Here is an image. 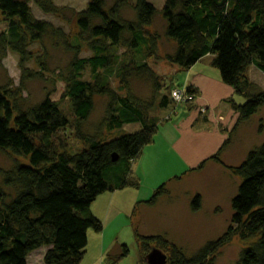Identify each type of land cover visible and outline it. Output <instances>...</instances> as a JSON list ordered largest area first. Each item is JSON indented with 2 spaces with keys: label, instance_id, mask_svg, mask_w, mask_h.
Listing matches in <instances>:
<instances>
[{
  "label": "trees",
  "instance_id": "trees-1",
  "mask_svg": "<svg viewBox=\"0 0 264 264\" xmlns=\"http://www.w3.org/2000/svg\"><path fill=\"white\" fill-rule=\"evenodd\" d=\"M55 1L35 0V4L41 11L55 15L59 12L53 5ZM125 4V0H116L107 9L106 0H90L78 13V37L93 53L81 58L80 48L68 43L62 29L34 17L27 0H0V14L7 26L0 33V63L11 50L20 56V67L26 70L25 63L31 57L29 47L41 44L48 35L62 40L66 50L73 51L66 73L60 77L66 85L64 97L70 101L78 124L77 138L86 146L74 155L56 154L54 136L72 126L59 104L47 95L23 109L12 91L0 86V151L29 159V164H16L11 171L0 168V264H28L29 256L42 248H48L44 264H81L89 231L104 232L103 222L91 213L94 202L104 193L128 186L139 188L131 180L132 164L159 133L161 120L153 114L154 110L171 109L165 119L171 121L179 109H191L199 98L192 87L183 89L172 83L159 102L131 92L129 83L135 75L152 82L157 95L163 93L158 78L146 63L148 59H157L160 36L151 31L157 14L152 3L136 0L132 5L135 19L131 21L121 15ZM162 14L165 37L175 46L165 60L179 69L190 70L212 56V66L220 71L222 82L232 91L234 98L229 103L238 115L236 127L264 108V89L248 76L252 67L264 73V0H166ZM120 47L127 50L129 63L114 53ZM39 64L43 72H50L40 59ZM86 72L91 74V80L84 77ZM112 78L120 81L121 91L126 94L110 86ZM176 90L185 91L195 100L177 103L173 98ZM96 96L107 101L99 125L101 131H123L130 125H140V129L109 140L84 133L83 125L94 111ZM235 97L244 102L238 104ZM206 113L201 112V116ZM259 132H264V118ZM230 143L231 136L199 169L209 160L223 164L221 155ZM226 167L240 179L231 201L233 214L227 231L193 256L163 236L137 235L140 253L146 257L142 260H147L153 251L151 246L157 244L169 249V264H215L219 251L239 236L258 240L242 251L238 264H264V143L251 150L240 165ZM165 195L167 189L163 185L145 203L154 206ZM191 207L194 212L201 210L200 195H196ZM127 254L125 247L124 256Z\"/></svg>",
  "mask_w": 264,
  "mask_h": 264
},
{
  "label": "rangeland",
  "instance_id": "rangeland-1",
  "mask_svg": "<svg viewBox=\"0 0 264 264\" xmlns=\"http://www.w3.org/2000/svg\"><path fill=\"white\" fill-rule=\"evenodd\" d=\"M27 1L31 6L35 18L49 22L55 28L64 31L68 43L80 48L81 58L92 56L93 53L89 50L87 43L81 41L78 37L79 28L77 25L78 13L87 7L90 0H56L53 2V5L56 6L59 12L55 15L47 14L43 10L41 11L35 4V0ZM135 1L125 0L126 4L122 8L121 13L124 20L131 21L135 19V12L132 8ZM148 1L157 10L151 31L160 36V43L157 59H148L146 63L158 78V82L163 87V93L157 95L152 82L144 77L135 75L132 76L129 83L131 92L140 98L146 100L156 99L158 101L161 96L167 93L166 87L171 83L175 87L186 89L195 83L202 85L204 78L207 76L214 81H216V77L219 80L220 71L209 64L211 61L208 58H204L199 64L197 63L192 67L191 70H182L177 67L176 70H173L174 66L165 60V56L172 53L175 49V46L164 34L165 20L162 12L166 0ZM115 2L116 0H106V8L110 9ZM6 28L7 26L2 21L0 14V33L5 31ZM29 51L31 52V57L25 63L26 70L20 67V56L11 50L8 51L0 63V86L9 88L12 91V95L18 98L17 103L23 109L30 108L41 102L47 95L52 101L59 104L63 113L71 120L72 126L59 131L54 136L53 149L56 154L74 155L86 149L85 144L77 138L76 125L78 124L73 117L70 101L64 97L66 85L61 81L60 77L63 72L66 73V68L72 60L73 51L66 50L65 43L52 35L45 36L41 44H31ZM114 53L125 59V63H129L130 57L125 48L120 47ZM39 59L50 69V72H43L39 64ZM117 69L118 65L115 67L114 72ZM253 75L254 79L258 82L256 83L257 86L264 88V79L258 77L257 74ZM261 75L264 76V73ZM84 77L86 80H91V74L89 72H86ZM221 83L222 86L218 85L219 88L224 87L223 89L227 90L223 82ZM110 86L120 94H126L125 91H121L122 84L118 79L112 78L110 80ZM215 94L216 96L221 94L225 96L226 93L225 90H212L211 94L207 97V102L204 103V106L213 105L210 106V118L216 114H225L227 108L224 105H220L222 108L217 113L216 109L218 107L214 105L217 103V99L213 97ZM202 96L205 97V94ZM235 99L238 104H241L243 98ZM201 100L200 97L196 99L195 103L198 102L199 104L197 108L192 109V113L187 108H181L178 110L177 115L172 117L171 121L165 120L170 115L171 109L163 112L159 109L154 110L153 114L158 116L157 119L161 120L160 130L155 139V143L159 145L165 140L166 147L172 150H169V156L164 159L165 163L159 160L154 161V167L150 170L142 171L141 169L138 172L135 166L132 167L133 173L131 180L136 181L139 184V188L128 186L123 190L116 191V199H111V193H105V198L112 200L114 205L118 202V205H122V210L128 209V216L124 213H116L113 210V219L107 226L103 222V233L98 234L93 230L89 231L88 247L81 264H148L146 259V261L142 260L146 257L140 253L137 235L140 236V234L144 235L147 233L155 234L154 232H159V229L167 230V225L162 220L157 224L139 225L136 218L140 205L138 203L149 200L155 191L163 185L166 186L167 195L171 193L174 196L176 193L175 195H177L180 205L183 207L189 198H191L192 206V201L196 197L197 192L203 194L201 192L205 191L210 197L205 201L206 210L202 213L196 215L188 213L187 210L178 213L180 217L175 221L174 227L183 233L179 237L180 242H172L168 239L172 244L182 248L188 256L195 255L207 243L217 240L227 231L231 225L233 211L229 203L230 201L226 200L225 195L228 190L232 189L233 191L235 187H238L240 180L237 181L233 176L225 177L223 175L220 181H216L214 175L220 172L216 166H209L203 171V168L199 169L202 162L208 159L209 156L212 157L217 154L216 152L221 147L216 146L218 139L214 135L215 125L207 126L206 123L208 122L202 120L203 117L200 114L201 112L206 113V110L201 109V106H203ZM209 102L210 104H208ZM94 103V111L89 121L83 125L84 133L92 136L98 134L100 139L109 140L120 134L123 135L124 133L135 132L140 129V125H130L124 127L123 131H101L99 125L105 116L107 101L104 97L96 96ZM182 111H186V115H181ZM143 153L145 154L141 158V162L147 159L146 155L149 151H143ZM161 153L162 155H166L167 152L161 151ZM136 161L137 159L132 165ZM16 164L27 165L29 164V159L17 157L9 152L0 151V168L2 171H11ZM188 171L190 174L183 181H180V178L185 176ZM2 183L3 176L0 175V186ZM207 187L209 188L208 191ZM7 191L10 194L13 193L11 189ZM216 197L217 200H212ZM166 201H168L167 198ZM215 201L219 203L220 207L217 214L212 211V204ZM147 236L155 235L147 234ZM257 240L258 238L244 240L239 236L234 237L232 242L216 255L215 264H238L242 251L253 245ZM125 247L128 250L127 256H124ZM151 248L162 251L168 257L169 249L164 250L157 244H153ZM46 249L43 248L33 252L28 258V263L44 264L43 252Z\"/></svg>",
  "mask_w": 264,
  "mask_h": 264
},
{
  "label": "crops",
  "instance_id": "crops-1",
  "mask_svg": "<svg viewBox=\"0 0 264 264\" xmlns=\"http://www.w3.org/2000/svg\"><path fill=\"white\" fill-rule=\"evenodd\" d=\"M205 58H208L211 61V63H209V64H211V66H212V60H213L212 56H207ZM173 70H176V66H174ZM253 74H257L258 77H260L261 79H264V76L261 75L262 73L252 67L249 70L248 76H249V79L254 83H258V82L254 79ZM215 80L216 81L212 80L210 77L207 76L204 78V82L202 83V85L199 83H195L192 86L191 85L189 86V87H192L194 90L198 91L199 97H200V99H202L201 103L203 104V106H201V109H204L207 112L205 117L202 116L203 117L202 120L205 122H208V123H206L207 126L215 125L214 126V135L218 139L216 141V146L222 147L224 142L226 140H228L231 136V143L225 148V150L222 152V155H221V159H222L223 164L209 160L205 164L202 171L205 170L209 166H216L218 168V170H220L219 173H221V174L218 173V174L214 175V179H216V181H220L221 177H223V175L225 177L233 176L238 181L240 179L236 175H233V173L226 166L236 167V166L240 165L247 158V155L249 154V152L251 150L255 149L256 147H258L262 143H264V136H263L264 132L263 133L259 132L260 121L264 118V108L261 109L249 121H247V122L236 127L238 115L236 114V112L233 111V109L231 108L230 103H229V101L232 98H234L232 96V91L227 86H226L227 90L223 89L224 87L219 88L218 85L222 86L221 76L219 77V80H221V81H219L217 77ZM262 89H264V88H262ZM212 90H214V91L215 90H225V93H226L225 96H223L222 94L218 95V96H216V94H215L213 96V97H215V99H217V103L214 104L215 106L218 107V109H216L217 113H219L218 110L220 108H222V107H220V105H224L227 108H226L225 114H222V115L216 114L210 118L209 117L210 108H211L210 106H213V105H211L209 102L208 104H210V106H207V105L204 106V103L207 102V97L211 94ZM204 94H205V97L202 96ZM235 98H241V97H235ZM243 102H244V99H242L241 104ZM198 104H199L198 102L194 103L190 107L191 109H188L187 107H185V108H187L188 110H191V113H192L193 112L192 109L197 108ZM183 110H186V109H183ZM189 113H190V111H189ZM181 115H186V111H182ZM219 117H222L224 120L222 123L218 124V118ZM165 144L166 143L164 140L159 145H156L155 140H154V143H152L150 146H148L144 149L145 152L147 150L149 151V153H147V155H146L147 159L145 161L141 162V158L145 154V153H143L142 155H140L137 158V161L134 163V165H132V167L135 166L139 172V170H141V169H142V171H147V170H150L151 168H153L154 167L153 165L155 163L154 161L159 160L162 163H165L164 159H166L169 156V150H172L169 147H166ZM161 151H166L167 152L166 155H162ZM209 157H211V156H209ZM191 169H193V168H191ZM188 174H190L189 171L187 172V174H185V176L180 178V181H183L187 177ZM238 185H239V182H238ZM208 190H209V188L207 187V191ZM235 190H236V192H235ZM237 190H238V187H235L233 191H232V189H230L228 191L225 190V191H227L225 197H226V200L230 201L229 202L230 205H231V201H232L233 197L237 193ZM201 193H203V194H200V192H197V195H200L201 199H202V207H201V210L199 212H194L192 210L191 198L187 199L184 207L181 206L177 195H175L176 193L174 194V196L171 193H168V195L161 197L154 206H150V205L146 204L145 202L148 200L141 201V202H139L141 204L138 207V214L136 215L138 224L142 225V226L150 224V223L157 224L160 222V220H162L163 222H165V225H167V230L159 229V232H154L155 234H149V233H147V234L148 235H155V236L160 235V236L165 237L167 240L169 239L172 242H176V241L180 242L179 237L183 233L179 232V230L175 229V227H174L175 221L180 217L178 215V213H181V212H184L185 210H187L188 213H191V214L193 213V214L198 215V214L202 213L203 211H205L206 210L205 201L207 199H209L210 197L208 196L207 192H205V191H203ZM111 194H112V195H110L111 199L112 198L116 199L115 196L117 195V193L113 192ZM105 196L106 195L104 193L103 195L98 197V199L91 206V213L94 216H96L97 218H99L102 222H104L105 226H107L108 223L113 219V217H112V215H113L112 211L113 210H115L116 213H120V214L124 213L128 216V209L122 210V208H123L122 205H118V202L116 205H114L112 200H110L109 198L106 199ZM216 196H217V194H216ZM166 198L168 199V201H166ZM214 199L217 200V197L213 198L212 200H214ZM175 202H177V203H175ZM98 203H99V207H98ZM212 208H213L212 211H214V213L217 214L218 211L220 210L219 203L217 201H215L212 204ZM179 233H181V234L179 235ZM147 234H144V235L147 236ZM89 235H90V233H88V238H89ZM140 235L144 236L143 234H140ZM47 250H48V248L43 252V257L45 255V253L47 252Z\"/></svg>",
  "mask_w": 264,
  "mask_h": 264
},
{
  "label": "water",
  "instance_id": "water-1",
  "mask_svg": "<svg viewBox=\"0 0 264 264\" xmlns=\"http://www.w3.org/2000/svg\"><path fill=\"white\" fill-rule=\"evenodd\" d=\"M114 160H117V156H114ZM148 264H168L167 256L160 250H155L147 257Z\"/></svg>",
  "mask_w": 264,
  "mask_h": 264
},
{
  "label": "built area",
  "instance_id": "built-area-1",
  "mask_svg": "<svg viewBox=\"0 0 264 264\" xmlns=\"http://www.w3.org/2000/svg\"><path fill=\"white\" fill-rule=\"evenodd\" d=\"M173 98L177 103H190L195 100L194 96L185 94V91L183 90H176L173 92ZM223 118H218V124L223 122Z\"/></svg>",
  "mask_w": 264,
  "mask_h": 264
}]
</instances>
